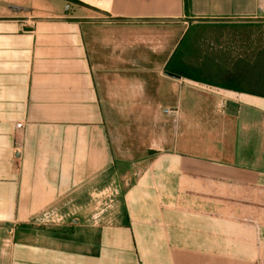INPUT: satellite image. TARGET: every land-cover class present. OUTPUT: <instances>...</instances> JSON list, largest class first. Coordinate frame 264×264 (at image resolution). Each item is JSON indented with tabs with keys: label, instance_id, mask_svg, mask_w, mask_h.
<instances>
[{
	"label": "crops",
	"instance_id": "1",
	"mask_svg": "<svg viewBox=\"0 0 264 264\" xmlns=\"http://www.w3.org/2000/svg\"><path fill=\"white\" fill-rule=\"evenodd\" d=\"M191 20L264 22V0H0V264H264V97L153 74ZM201 96L235 110L228 157L177 127L134 169L106 110Z\"/></svg>",
	"mask_w": 264,
	"mask_h": 264
},
{
	"label": "rangeland",
	"instance_id": "2",
	"mask_svg": "<svg viewBox=\"0 0 264 264\" xmlns=\"http://www.w3.org/2000/svg\"><path fill=\"white\" fill-rule=\"evenodd\" d=\"M69 6L66 4L65 7ZM251 21L254 20L188 21L184 25L189 26L184 46L191 43L194 51L187 55V61L194 65L210 66L204 70L215 81H224L226 73L232 72L241 76L246 69L252 68L253 73L249 78L253 86L250 88L258 90L259 83L264 79V22L249 23ZM99 69L100 73L96 76L100 77V80L108 81L104 85L109 87L110 94L113 77L132 73V68H103V71L102 68ZM156 69L158 74L165 75L162 68H153V74H157ZM195 87L200 92L211 93L212 97L220 100L222 94H228L227 90L211 86L198 84ZM183 91L190 92L187 88H183ZM157 97L164 99L163 95H153V99ZM198 101L206 110H170V113H165V106L162 105L160 110H106L111 128H116L117 144L119 149L124 151L123 156L137 159L134 169H140L144 165L143 161L148 158L147 155L153 152L149 149L151 146L158 148L160 141L165 137L171 141L176 136L177 127L185 139L194 140L201 145V149L205 147V154L208 153L206 147L217 146L226 148L223 155L228 157L235 135V110H215L211 97L201 96ZM120 165L124 173L133 168L131 165ZM124 182L130 183L131 180L125 179ZM110 200V195L103 196L104 203H109Z\"/></svg>",
	"mask_w": 264,
	"mask_h": 264
},
{
	"label": "trees",
	"instance_id": "3",
	"mask_svg": "<svg viewBox=\"0 0 264 264\" xmlns=\"http://www.w3.org/2000/svg\"><path fill=\"white\" fill-rule=\"evenodd\" d=\"M188 34L189 32L185 35V38ZM184 41L185 39L182 41L179 49L174 53L173 57L169 60L168 65L165 68L166 71L178 74L185 79L218 89L264 97V79L261 81L262 83H259L258 90H252L250 88L253 86L251 78H249L253 73L252 68L246 69L245 73L242 72L241 76L229 72L226 73L227 77L224 78V81L212 80L204 70V68H210V66H206V64L194 65L187 61L186 57L194 51V46L191 43L184 46Z\"/></svg>",
	"mask_w": 264,
	"mask_h": 264
},
{
	"label": "water",
	"instance_id": "4",
	"mask_svg": "<svg viewBox=\"0 0 264 264\" xmlns=\"http://www.w3.org/2000/svg\"><path fill=\"white\" fill-rule=\"evenodd\" d=\"M165 74L168 75V76H171V77H175V78L181 79L180 75L171 73L169 71H166Z\"/></svg>",
	"mask_w": 264,
	"mask_h": 264
},
{
	"label": "built area",
	"instance_id": "5",
	"mask_svg": "<svg viewBox=\"0 0 264 264\" xmlns=\"http://www.w3.org/2000/svg\"><path fill=\"white\" fill-rule=\"evenodd\" d=\"M165 113H170V109H165ZM18 127H21V124H18Z\"/></svg>",
	"mask_w": 264,
	"mask_h": 264
}]
</instances>
